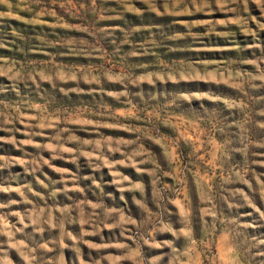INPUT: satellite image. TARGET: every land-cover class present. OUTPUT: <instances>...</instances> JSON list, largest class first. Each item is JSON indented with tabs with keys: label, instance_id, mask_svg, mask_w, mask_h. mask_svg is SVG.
<instances>
[{
	"label": "rangeland",
	"instance_id": "1",
	"mask_svg": "<svg viewBox=\"0 0 264 264\" xmlns=\"http://www.w3.org/2000/svg\"><path fill=\"white\" fill-rule=\"evenodd\" d=\"M0 264H264V0H0Z\"/></svg>",
	"mask_w": 264,
	"mask_h": 264
}]
</instances>
